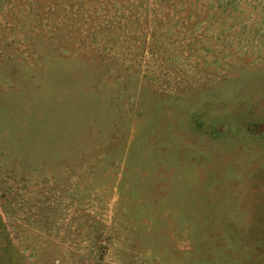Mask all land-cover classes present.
Returning a JSON list of instances; mask_svg holds the SVG:
<instances>
[{"label": "rangeland", "instance_id": "1", "mask_svg": "<svg viewBox=\"0 0 264 264\" xmlns=\"http://www.w3.org/2000/svg\"><path fill=\"white\" fill-rule=\"evenodd\" d=\"M0 264H264V0H0Z\"/></svg>", "mask_w": 264, "mask_h": 264}]
</instances>
